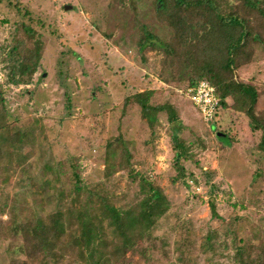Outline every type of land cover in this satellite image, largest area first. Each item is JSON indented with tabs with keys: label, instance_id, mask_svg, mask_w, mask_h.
Segmentation results:
<instances>
[{
	"label": "rangeland",
	"instance_id": "rangeland-1",
	"mask_svg": "<svg viewBox=\"0 0 264 264\" xmlns=\"http://www.w3.org/2000/svg\"><path fill=\"white\" fill-rule=\"evenodd\" d=\"M175 26L169 1L156 9L152 0H0V264L25 258L13 232L18 221L58 202L59 209L82 210L93 189L121 209L138 197L133 175L160 186L169 209L122 264H254L264 245L259 133L230 109H220L212 129L201 119L185 95L186 80L168 76L164 62ZM35 40L41 52L34 72L26 83L11 82L7 66ZM235 76L257 87V111L264 112V42ZM141 91L174 108L193 177L176 178L175 122L166 112L142 117L134 99ZM129 164L135 174L124 169Z\"/></svg>",
	"mask_w": 264,
	"mask_h": 264
},
{
	"label": "trees",
	"instance_id": "trees-1",
	"mask_svg": "<svg viewBox=\"0 0 264 264\" xmlns=\"http://www.w3.org/2000/svg\"><path fill=\"white\" fill-rule=\"evenodd\" d=\"M152 1L156 9L169 1L176 21L168 43L163 46L164 62L170 68L168 76H181L187 87L195 86L202 79L208 80L219 98L211 129L221 123L220 109L244 114L250 130L259 133L257 149L264 152V112L257 111L259 91L255 85L235 76L239 67L252 60L254 45L264 42V0ZM24 31L32 37L30 27H24ZM12 52L13 49L8 54ZM40 52L41 44L35 40L23 55L14 57L7 66L10 81L26 83V78L35 70ZM150 94L141 91L134 95L141 116L152 120L157 113L166 112L168 120L175 122L170 136L175 176L193 177L188 176L183 164L189 158V147L178 134L182 124L174 108L168 103H151ZM0 118H3L1 113ZM8 138L12 141L14 136ZM124 169L128 174H135L131 164ZM131 180H137L138 197L121 209L93 189L87 190V202L82 210H62L58 202L54 210L43 216L35 214L18 221L13 232L22 240L18 250L25 258L10 264H68L76 259L85 264H122L126 253L169 209V201L160 186L143 175L139 178L133 175ZM79 188V184H74V191ZM93 197H97L96 204L89 209ZM60 199L61 195L57 196ZM241 253L240 247L237 249L240 260ZM258 254L252 262L264 264V245Z\"/></svg>",
	"mask_w": 264,
	"mask_h": 264
},
{
	"label": "built area",
	"instance_id": "built-area-1",
	"mask_svg": "<svg viewBox=\"0 0 264 264\" xmlns=\"http://www.w3.org/2000/svg\"><path fill=\"white\" fill-rule=\"evenodd\" d=\"M185 95L197 107L201 119L212 124L219 102L215 87L208 80L202 79L195 86L188 87ZM187 183L191 190L198 191L200 188L192 179H188Z\"/></svg>",
	"mask_w": 264,
	"mask_h": 264
},
{
	"label": "water",
	"instance_id": "water-1",
	"mask_svg": "<svg viewBox=\"0 0 264 264\" xmlns=\"http://www.w3.org/2000/svg\"><path fill=\"white\" fill-rule=\"evenodd\" d=\"M67 8V6H65Z\"/></svg>",
	"mask_w": 264,
	"mask_h": 264
}]
</instances>
